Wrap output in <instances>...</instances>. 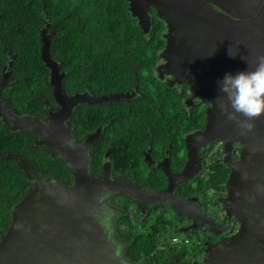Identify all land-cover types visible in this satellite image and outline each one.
<instances>
[{
  "label": "water",
  "instance_id": "1",
  "mask_svg": "<svg viewBox=\"0 0 264 264\" xmlns=\"http://www.w3.org/2000/svg\"><path fill=\"white\" fill-rule=\"evenodd\" d=\"M126 1L143 34L151 28V9L165 24V45L156 67L158 78L170 76L167 85H193L194 96L209 104L203 127L185 140L189 162L177 174L162 167L170 183L161 192L146 190L130 178L93 177L89 154L100 129L75 142L68 123L73 109L83 103L127 101L133 94L99 98L86 93L67 94L63 87L65 73L50 56L51 35L47 28L41 29L40 60L48 69L57 108L47 110L44 120H16L13 129L30 130L37 147L64 163L71 182L43 180L33 171L29 173L32 185L17 200L0 233V264H121V260L133 264L126 259L124 245L120 259L114 258L116 247L108 242L95 219L100 207L98 197L105 191L125 197L143 213L146 207L161 204L163 209H171L175 218L191 221L192 231L211 236L221 235L230 223L237 222L238 228L230 237L205 245L202 264H264V116L253 122L252 131L242 134L221 111L222 100L218 99L223 96L219 82L225 74L248 71L264 54V0ZM11 80L10 71L3 75L0 85H8ZM69 140L75 147L68 145ZM215 140L224 143L223 163L230 170L226 196L221 198L224 223L218 231L214 228L219 224L200 208L191 209L194 199L183 200L175 194L179 183L199 174V153ZM234 143L240 148L237 160L232 158ZM180 233L184 234L181 230L175 234Z\"/></svg>",
  "mask_w": 264,
  "mask_h": 264
},
{
  "label": "trees",
  "instance_id": "2",
  "mask_svg": "<svg viewBox=\"0 0 264 264\" xmlns=\"http://www.w3.org/2000/svg\"><path fill=\"white\" fill-rule=\"evenodd\" d=\"M46 24L52 32L50 56L65 73L63 87L67 93L91 86L102 92L137 90L138 94L131 100L113 103L122 106L124 112V118L112 115L113 121L105 128L106 133H111L106 146L111 148L115 157L138 150L136 139L140 130L145 129V133L140 135L146 138H151L150 134L157 130H168L167 124H160L152 118L157 113L169 114L168 110H155L162 106L159 98H174L175 122L183 121L178 116L183 114L180 112V98L184 95L168 89L163 92L157 86L167 85L159 80L154 70L165 45L160 35L162 22L154 20L149 33L143 34L136 19L132 18L126 0H0V75L3 66L10 61L13 80L9 85H21L22 91L38 88L42 91L49 85L48 69L40 60V31ZM17 100L24 105V112L38 110L32 96L23 94ZM89 116L87 111L80 114L78 134L94 130L99 125L96 119L88 120ZM192 118L194 121L196 117L192 115ZM99 146L100 142L96 149ZM175 146L176 143L172 142V148ZM32 152L36 154V151ZM36 155L39 168L55 179L66 180V170L59 161L43 153ZM1 171L0 188L7 191L12 178L8 177L6 170ZM224 171L216 179L209 180L212 188H223L228 170ZM22 181L20 171L16 170L14 197L9 200L8 209L1 214L0 229L7 218L5 212L28 186H21ZM167 226H170V221L162 217L151 228L152 233L133 234L129 255L147 258L153 257L154 252L164 254L154 244L157 246L159 238L166 234Z\"/></svg>",
  "mask_w": 264,
  "mask_h": 264
},
{
  "label": "flooded vegetation",
  "instance_id": "3",
  "mask_svg": "<svg viewBox=\"0 0 264 264\" xmlns=\"http://www.w3.org/2000/svg\"><path fill=\"white\" fill-rule=\"evenodd\" d=\"M149 15L151 23L158 19L153 9L150 10ZM43 28H47V33L51 35L52 32H50V27H46L45 25ZM161 29L162 31L160 35L163 39V35L166 32L165 24L163 22ZM160 62L161 60L159 59L154 67L155 73L156 67ZM11 65L12 63L9 61L6 66H3L0 80L4 74L11 71ZM170 80V76H164V79L160 81L168 84ZM11 82H9L8 85H0V175L2 172L1 170H6L8 177L12 178V184L7 191H3L0 188V221L2 220L1 214L10 206L9 200L14 197L16 170L20 171V176L23 178L21 186L25 187L28 185L23 192L21 191V196L32 185L31 176H29V173L32 171L38 176V178L43 180L51 179L53 182H61L65 184L71 182V176L64 163L61 160L51 158L42 147H37L35 145L36 136L30 130L13 129V123L16 120L27 117L44 120L47 110L57 108V104L52 97L50 85H47V88L42 91L39 90L40 88L36 90L27 89L22 91L20 89L21 85H9ZM24 86L28 87V85ZM157 86H159L163 92L165 89H168L169 92L173 91L180 95H184L180 98V112L183 114L178 116V118L183 121L179 124L175 122V114L173 113L175 106L174 98L171 97L168 98V100H166L165 97L159 98V103H161L162 106L156 107L155 110H168L169 114L157 113L156 115H152V118L157 122L160 121V124H167L169 127L168 130L165 131L160 129L152 132L150 134L151 138H146L143 135H140L145 133V129L140 130L139 137L136 139L138 150L130 153H121L117 157L112 154L111 148L106 146L110 140L111 133H106L105 128H107L109 123L113 121L112 115L124 118L123 107L113 105V103L119 102L99 104L83 103L78 104L73 109L72 117L68 123L75 136V142L80 141L86 134L94 133L100 129L99 138L94 141L89 154V173L93 177L100 178L102 175H108L110 179L130 178L133 183L146 190L161 192L165 190L170 183L162 167L173 174H177L182 168L186 167L189 161L187 159L185 140L187 136L199 131L203 127L209 104L194 96L195 87L193 85ZM84 93L93 98H99L114 93L133 94L129 100L138 94L135 89L127 92H102L95 86L73 92L72 94H67L73 95ZM23 94L34 97L38 104L37 111L33 113L23 111L22 106L24 105L17 100ZM166 102L169 104L168 106H166ZM86 111L90 113L88 120L91 119L93 121L96 119L99 122V125L96 129L91 131L88 130L80 135L78 134V128L80 127L79 117L80 114L84 112L86 113ZM192 115L196 117L194 121ZM74 117L76 118L74 119ZM72 119H74V123ZM200 120L201 124L199 125ZM148 128L149 126L147 129ZM98 142H100V146L96 149ZM172 142L176 143L175 148H172ZM223 144L222 141L215 140L213 143L201 149L199 153V174L193 179H187L184 180V182L179 183L175 193L177 197L183 200L194 199V207L192 206L191 209L195 210L196 207L198 209L200 208L201 213L205 214L207 218H211L210 220H213V222L215 221V223L219 224L214 228V231L221 229L222 226L220 225L224 223V212L222 210L221 198L226 196V189L225 183L220 190L212 188L210 186L212 185L211 181L209 180L211 178L216 179L220 172H225L224 169L228 170L227 178L230 173L229 168L223 163ZM231 147L232 158L237 160L240 155V148L236 143ZM32 151H36V154L43 153L48 158L59 161L66 170V180L61 181L55 179L49 176L44 169L39 168L38 163L36 162V157L38 156L33 154ZM106 203L112 213L109 223L115 241L119 245H124V248H126V259L133 264H202L206 247L205 245L230 237L238 228V223L233 222L230 223L229 229L221 235L211 236L201 230L192 231L191 221L189 222L187 219L175 218L173 211L169 208L163 209L161 204L149 206L148 208L146 207V212L143 213L135 203L119 195L110 196ZM13 206L5 212L7 218L3 220V227L0 229V233L5 227L9 212ZM142 208L144 209V207ZM162 217H165L170 221V226H167V232L162 237V240L164 241L163 246H166V252L159 255L157 258L153 254L151 255L153 257L145 258L142 255H137L135 258H132L128 253V248L132 242L133 234L139 233L136 232V228L143 229L144 227H148L147 231L144 233L147 234L148 231H151L150 233H152L151 228L155 227L157 219ZM199 218H201V216H199ZM199 221H201V219H199ZM170 229L171 231L174 229V232H170ZM179 230L183 231L184 234H175ZM171 237L176 238L177 241L172 243L173 238ZM186 241L187 243H185ZM186 245L189 246L184 247ZM190 245L192 246L191 248H189Z\"/></svg>",
  "mask_w": 264,
  "mask_h": 264
},
{
  "label": "clouds",
  "instance_id": "4",
  "mask_svg": "<svg viewBox=\"0 0 264 264\" xmlns=\"http://www.w3.org/2000/svg\"><path fill=\"white\" fill-rule=\"evenodd\" d=\"M231 55V54H230ZM220 91L223 93L220 109L228 120L236 123L237 127L244 132H250L254 128V121L264 116V54L257 57L254 67L249 66V70L239 72L236 75L225 74L219 82ZM70 147H75L71 140L68 141ZM111 196L110 192H103L98 197V204L95 219L107 235L108 242L115 245V259H120L122 245L112 239V230L109 221L112 213L105 206V201ZM121 264L124 261L121 260Z\"/></svg>",
  "mask_w": 264,
  "mask_h": 264
},
{
  "label": "rangeland",
  "instance_id": "5",
  "mask_svg": "<svg viewBox=\"0 0 264 264\" xmlns=\"http://www.w3.org/2000/svg\"><path fill=\"white\" fill-rule=\"evenodd\" d=\"M147 229H148V227L146 228V227H144L143 229H141V228H136V232H141V233H143V235H144V232H146L147 231ZM174 230V229H173ZM171 231V229H170V232H174V231ZM143 231V232H142ZM163 244H164V241L162 240V238L160 239L159 238V241H158V244H157V246H156V244H154V246H155V248L157 247L162 253L163 252H166V246H163ZM189 245H186V246H184V247H188ZM192 246L190 245V247L189 248H191ZM191 251V250H190ZM159 254H160V252L158 253V252H154L153 253V255L154 256H156V257H158L159 256Z\"/></svg>",
  "mask_w": 264,
  "mask_h": 264
},
{
  "label": "built area",
  "instance_id": "6",
  "mask_svg": "<svg viewBox=\"0 0 264 264\" xmlns=\"http://www.w3.org/2000/svg\"><path fill=\"white\" fill-rule=\"evenodd\" d=\"M176 241H177L176 238L173 237L172 243H175ZM185 243H187V241Z\"/></svg>",
  "mask_w": 264,
  "mask_h": 264
}]
</instances>
